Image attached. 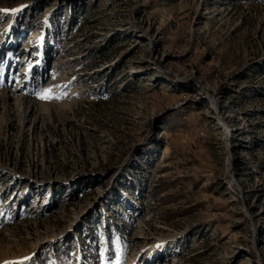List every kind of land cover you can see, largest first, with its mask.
<instances>
[{
    "label": "rangeland",
    "instance_id": "obj_1",
    "mask_svg": "<svg viewBox=\"0 0 264 264\" xmlns=\"http://www.w3.org/2000/svg\"><path fill=\"white\" fill-rule=\"evenodd\" d=\"M16 8L0 264H264V0Z\"/></svg>",
    "mask_w": 264,
    "mask_h": 264
},
{
    "label": "snow or ice",
    "instance_id": "obj_2",
    "mask_svg": "<svg viewBox=\"0 0 264 264\" xmlns=\"http://www.w3.org/2000/svg\"><path fill=\"white\" fill-rule=\"evenodd\" d=\"M24 6H21V8ZM20 9L16 8V9H0V12L2 13H15L18 12ZM41 98L43 99H50L53 98L51 96V91L48 90L45 94H42ZM24 260H31V257H25ZM5 264H23V261H6ZM117 264H119V261H117Z\"/></svg>",
    "mask_w": 264,
    "mask_h": 264
}]
</instances>
